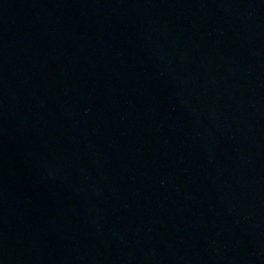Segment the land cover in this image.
<instances>
[{"label": "water", "instance_id": "obj_1", "mask_svg": "<svg viewBox=\"0 0 264 264\" xmlns=\"http://www.w3.org/2000/svg\"><path fill=\"white\" fill-rule=\"evenodd\" d=\"M0 264H264V0H0Z\"/></svg>", "mask_w": 264, "mask_h": 264}]
</instances>
